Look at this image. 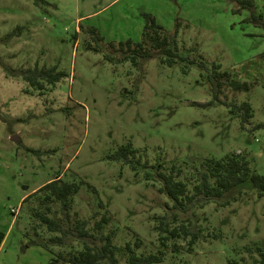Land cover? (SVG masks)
<instances>
[{
  "label": "rangeland",
  "instance_id": "1",
  "mask_svg": "<svg viewBox=\"0 0 264 264\" xmlns=\"http://www.w3.org/2000/svg\"><path fill=\"white\" fill-rule=\"evenodd\" d=\"M252 3L238 10L232 0H0V264H48L52 253L29 242L38 235L24 234L33 222L19 206L56 174L81 182L74 212L92 222L96 209L106 210L114 241L139 236L146 249H163L160 264H261L264 195L242 187L226 205L177 208L156 172L175 166L190 176L201 159L233 151L264 173V24L248 18L264 20V0ZM144 12L177 30L175 63H133L108 46L140 39ZM212 62L250 87L224 86L216 99ZM6 66H55L63 75L38 88ZM243 100L252 107L244 127L230 111ZM126 142L135 169L112 156ZM180 223L197 232L195 241L181 234L161 245L158 225Z\"/></svg>",
  "mask_w": 264,
  "mask_h": 264
},
{
  "label": "trees",
  "instance_id": "2",
  "mask_svg": "<svg viewBox=\"0 0 264 264\" xmlns=\"http://www.w3.org/2000/svg\"><path fill=\"white\" fill-rule=\"evenodd\" d=\"M34 1L38 3L45 0ZM232 1H235L238 10L244 7L252 9V0ZM143 16L145 22L140 39L133 40L128 37L119 40L116 46L113 41H108V46L121 54L123 59H129L133 63H137L140 58L156 56H160L161 60L168 65L175 63L180 58L177 30H167L149 12H144ZM248 18L264 24L261 14L256 15L251 12ZM88 30L96 39H102L94 26H90ZM199 64L207 67V63L203 60H200ZM5 68L13 74L21 75L38 88L42 87V80L51 83L63 75V72L57 70L55 66L41 68L6 66ZM207 77L216 99H219V94L224 92V86L233 90L250 87V82L234 78L229 71L221 70L220 64L216 62H212ZM230 111L242 115V127L252 116V107L247 100L239 104L232 103ZM28 148L34 151L33 148ZM134 152L135 149L131 143L126 142L120 145L112 156L124 159L135 169L138 167V160H134ZM158 166H161L160 162L157 163ZM174 168L175 166H172L169 171L157 170L156 172L162 181L160 189L168 195L174 207L177 208L189 209L194 206H203L210 201L226 205L238 198L242 187L254 188L259 196L264 195V173L253 169L248 156L244 153L232 151L221 157H205L198 162L197 166H194L190 176L179 177L182 174L180 168H175L176 170ZM80 183L76 180L63 179L56 174L21 199L19 207L33 222L32 230H25L24 234L29 235L33 231L38 237L33 236L29 242L40 244L51 251L52 256L48 264H160L163 260V249H146L139 236L122 244L116 243L114 241L115 227L106 228L111 221V215L106 210L101 212L96 209L92 213V222L88 218L80 217L72 210L73 195L80 188ZM98 205L103 206L101 202ZM157 228L160 232L161 245L165 244L164 239L181 234H184V237L190 236L189 244L197 238V232L184 223L171 228L159 224ZM43 236H46V240H38ZM2 237L1 233L0 241ZM53 246L57 248L54 249ZM260 253L262 255L260 262L264 264V252ZM235 263L236 260H231V264Z\"/></svg>",
  "mask_w": 264,
  "mask_h": 264
},
{
  "label": "water",
  "instance_id": "3",
  "mask_svg": "<svg viewBox=\"0 0 264 264\" xmlns=\"http://www.w3.org/2000/svg\"><path fill=\"white\" fill-rule=\"evenodd\" d=\"M10 138L13 139V140H15V141H19L20 140V138H19V136H18L17 133H12L11 136H10Z\"/></svg>",
  "mask_w": 264,
  "mask_h": 264
},
{
  "label": "crops",
  "instance_id": "4",
  "mask_svg": "<svg viewBox=\"0 0 264 264\" xmlns=\"http://www.w3.org/2000/svg\"><path fill=\"white\" fill-rule=\"evenodd\" d=\"M23 196V195H22Z\"/></svg>",
  "mask_w": 264,
  "mask_h": 264
}]
</instances>
